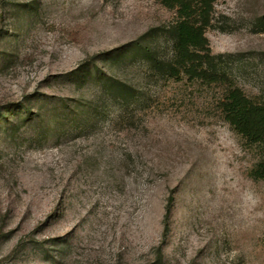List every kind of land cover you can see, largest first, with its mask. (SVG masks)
Segmentation results:
<instances>
[{
    "label": "rangeland",
    "instance_id": "obj_1",
    "mask_svg": "<svg viewBox=\"0 0 264 264\" xmlns=\"http://www.w3.org/2000/svg\"><path fill=\"white\" fill-rule=\"evenodd\" d=\"M263 17L215 0L219 77L165 78L162 0H0V264H264V147L224 112L264 101Z\"/></svg>",
    "mask_w": 264,
    "mask_h": 264
},
{
    "label": "trees",
    "instance_id": "obj_2",
    "mask_svg": "<svg viewBox=\"0 0 264 264\" xmlns=\"http://www.w3.org/2000/svg\"><path fill=\"white\" fill-rule=\"evenodd\" d=\"M162 1L167 9L177 10L180 19L183 20L178 21L168 30L173 43V55L170 59H155L150 49L143 48L146 56L154 60V69L165 78H180L182 74L186 73L195 77L199 66H206L217 73L220 57L212 55L208 39L205 37L206 28L211 26V14L215 0ZM260 24L261 31H264V17L260 20ZM113 59L118 62L120 55L114 53L110 56V60ZM83 71L84 67L78 71L79 75L76 78H81ZM218 77L219 74L216 78ZM13 109L9 107L6 112L13 113ZM19 112H14V114L19 115ZM23 112L21 120L27 122L33 114L29 107L24 108ZM224 112L229 124L250 144L264 147V101L251 99L239 88H234L229 91ZM256 177L264 180V155L257 169ZM172 200V197L169 198L166 207V230L171 216Z\"/></svg>",
    "mask_w": 264,
    "mask_h": 264
}]
</instances>
